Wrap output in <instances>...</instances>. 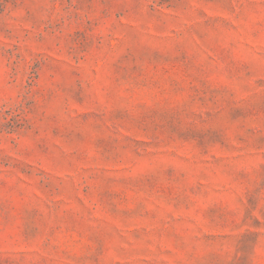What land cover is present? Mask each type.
Returning <instances> with one entry per match:
<instances>
[{
	"label": "rangeland",
	"instance_id": "374dc122",
	"mask_svg": "<svg viewBox=\"0 0 264 264\" xmlns=\"http://www.w3.org/2000/svg\"><path fill=\"white\" fill-rule=\"evenodd\" d=\"M0 264H264V0H0Z\"/></svg>",
	"mask_w": 264,
	"mask_h": 264
}]
</instances>
